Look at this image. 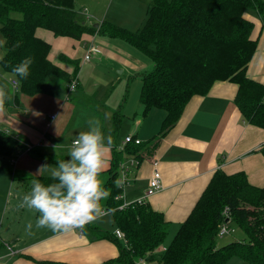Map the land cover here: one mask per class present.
<instances>
[{
	"label": "trees",
	"instance_id": "1",
	"mask_svg": "<svg viewBox=\"0 0 264 264\" xmlns=\"http://www.w3.org/2000/svg\"><path fill=\"white\" fill-rule=\"evenodd\" d=\"M74 1L0 0V34L7 39V54L0 61L1 67L13 75L12 68L22 59H33L27 79L13 75L20 80L19 91L35 94L47 84L49 76L67 87L75 79L47 58L50 44L35 35L37 27L74 38L99 31L124 39L150 58L152 67L139 74V101L142 114L152 107L164 110L159 135L175 124L192 96L204 95L216 80L236 83L233 102L241 116L264 128V82L246 72L257 38L251 36L254 22L245 16L248 9L254 10L262 30L264 0H151L146 18L136 30L104 20L87 26L76 18ZM59 57L74 64L75 75L77 60L62 54ZM122 119L120 104L112 116L110 136H115ZM141 146L129 142L124 149L139 156ZM25 148L0 128V156L10 157ZM37 156L54 163L69 159V155L39 151ZM119 161L114 156L106 169L103 186L111 194L102 204L111 209L114 228L124 232L126 241L95 224L87 225L96 237L110 239L118 246L116 257L97 264H135L139 256L163 264H224L231 256L264 264V184L249 183L243 171L225 173L216 169L169 243L158 250L167 235L169 221L146 202L119 207L123 203L121 187L115 184ZM35 180L45 185L54 182L50 175H39ZM225 220L230 225L237 223L243 236L218 245L216 233ZM38 263L70 264L53 260Z\"/></svg>",
	"mask_w": 264,
	"mask_h": 264
},
{
	"label": "crops",
	"instance_id": "2",
	"mask_svg": "<svg viewBox=\"0 0 264 264\" xmlns=\"http://www.w3.org/2000/svg\"><path fill=\"white\" fill-rule=\"evenodd\" d=\"M74 5L78 10L84 7L78 0L74 1ZM245 16L254 22L251 36L257 38V47L246 72L250 77L264 82V28L260 30L258 17L247 13ZM35 35L50 44L47 58L75 78L76 87L66 97L67 84L49 76L41 91L29 95L13 88V75L4 71L0 65V84L6 83L12 94V100L6 103L5 111L0 113V128L26 145L25 149L16 154L14 166L3 184L7 180L22 182L24 185L19 186L22 194L30 191L36 176H49L50 172L37 173L38 169L43 164L55 167L57 163L43 160L37 156V151L68 155L77 134L88 128V120L79 115V112H91L93 118L100 121L105 137L112 139L106 169L114 156L120 161L129 157L138 160L128 172L127 182L122 187L123 201L130 202L144 195L153 168L150 156L155 155L163 187L146 197L145 202L161 211L169 221L167 239H164V244L163 241L159 245L158 250L169 243L216 169L225 173L243 171L249 183L257 186L264 184V128L247 122L241 116L233 102L236 83L228 80L214 81L204 95L192 96L175 124L159 135L164 110L152 107L146 114H142V105L138 99L139 104L131 111V116H124L127 96L125 83L123 87L119 86V80L115 77L113 80L106 79L103 86L98 87L94 78L78 76L81 63L93 56H101L100 48L94 45V33H83L79 38H74L55 35L50 29L37 27ZM100 42L107 43L100 40L98 44ZM90 47L98 50L90 51L89 58L84 59V54ZM60 54L77 60L78 70L75 75L74 64L60 59ZM141 65L136 74L146 71L141 70ZM121 71L120 69L119 72ZM124 94L125 99L122 100ZM120 104L123 119L112 137L109 134L112 116ZM127 134L140 139L142 146L139 156L119 148ZM2 162L0 159V170L4 172L6 164ZM106 169L100 175L103 181ZM16 208L13 209L14 213ZM20 212L16 218L10 216L7 219L9 234L6 235L4 248H0V261L8 258L6 264H39L38 261L41 260L97 264L118 255L115 242L96 237L87 225L82 233H78V230L54 233L47 228L35 227L38 212L26 207H21ZM29 222L33 224L30 232L26 230ZM92 224L113 233L114 226L108 229L99 222ZM224 264H246V261L232 256Z\"/></svg>",
	"mask_w": 264,
	"mask_h": 264
},
{
	"label": "clouds",
	"instance_id": "3",
	"mask_svg": "<svg viewBox=\"0 0 264 264\" xmlns=\"http://www.w3.org/2000/svg\"><path fill=\"white\" fill-rule=\"evenodd\" d=\"M6 43V38H0V49H3L0 61L7 54ZM32 63L31 57H25L12 68L13 75L20 80L27 79ZM20 80L16 81L17 85ZM11 100L8 85L0 84V113ZM87 124V130L79 132L72 141L69 159L59 161L55 167L43 164L38 169L37 173L50 172L54 182L45 185L34 180L30 191L22 196L19 207L39 213L35 221L37 229L47 228L54 233L83 231L86 225L101 221L111 211L102 204L111 193L103 186L100 175L107 167L112 139L105 137L98 119H90ZM115 184L123 187L124 180H117ZM32 228L29 222L26 230L30 232Z\"/></svg>",
	"mask_w": 264,
	"mask_h": 264
},
{
	"label": "rangeland",
	"instance_id": "4",
	"mask_svg": "<svg viewBox=\"0 0 264 264\" xmlns=\"http://www.w3.org/2000/svg\"><path fill=\"white\" fill-rule=\"evenodd\" d=\"M78 2L83 4L84 7L78 10L76 17L79 21H83L85 25L96 26L104 20L120 25L128 30H136L138 26L143 23L147 15V8L151 4V0H102L101 2L99 0H78ZM246 13L250 16L258 17L256 12L252 9H248ZM94 36V45L100 48L99 51H101V56H93L90 60H85V62L81 63L78 76L82 78H94L98 87L103 86L106 79L112 78L113 80L115 77L119 80V86L123 87L125 83L127 96L124 116H131L136 105L138 106L139 104H137V101L139 99L141 78L139 74H136L139 71L137 68L142 64L141 70H149L152 67V62L148 56L122 38L108 36L99 31L95 32ZM0 37L2 38L1 35ZM100 40L107 43L100 42L103 44L102 47L101 44H98ZM139 62L142 63L139 65ZM120 69L122 70L121 72H119ZM140 111H142V107ZM78 114L84 117L85 120L93 118L91 112H79ZM16 156L17 155H12L10 157L0 156V159L3 161L2 163L6 164L4 172L0 170V248L2 249L7 241L6 235L9 234L6 226L7 219L10 218V216L16 218V216L20 215L19 212L21 211V207L18 205H20L22 196L28 192L24 191L21 194L19 186L24 184L17 180L12 182L7 180V183L3 184V180L6 176L8 177L11 168L14 166L13 160ZM16 206H18V208H16ZM14 208H16V213H14ZM98 222L108 229L114 226L109 213ZM231 228L233 229L231 233L217 236L218 245L225 244L230 240H235L243 236V231L237 223L233 222ZM7 262L8 258H5L0 261V264H6ZM246 264H248V262H246Z\"/></svg>",
	"mask_w": 264,
	"mask_h": 264
},
{
	"label": "built area",
	"instance_id": "5",
	"mask_svg": "<svg viewBox=\"0 0 264 264\" xmlns=\"http://www.w3.org/2000/svg\"><path fill=\"white\" fill-rule=\"evenodd\" d=\"M97 50L98 49L95 47H90L88 49V51L84 54V59L89 58V52L90 51H97ZM16 81L17 80L15 78L11 80L12 86L15 90L18 89V85L16 84ZM75 83H76L75 79H73L69 83L67 90H66V97H68L69 93L75 89V87H76ZM51 116H53V115H51ZM129 142L134 143V144L141 143L139 138L133 137L132 135L127 134L124 137V140L122 143L125 144V143H129ZM123 144H122V146H119L120 149H124ZM137 162H138V160L135 157H129L127 160L119 161V163H118V167H119L118 180L123 179L124 184H125L127 182L128 172L131 170L132 166L137 164ZM150 163L152 164L153 168H152L150 175L148 177V183H147V187L144 191V195H142V196H140V197H138V198H136L130 202L123 201V203L120 204L119 207H122L124 205L129 204V203H138V204L144 203L146 200V197L151 196L152 194L159 191L163 187L162 177H161V173H160L159 169L157 168V160H156L155 155L150 156ZM121 190H122V187H121ZM120 195L122 197V193ZM223 213H224V216L227 217L226 209L223 210ZM232 230L233 229L231 228V225L229 224V222L227 220H225L219 224L218 231H217L216 235L221 236L225 233H231ZM82 232L83 231L78 230V233H82ZM113 234L118 239H121L123 242L126 241L124 232L121 229L115 227L113 229ZM135 264H163V263L158 262L157 260H154V259H150L147 256H139L135 259Z\"/></svg>",
	"mask_w": 264,
	"mask_h": 264
}]
</instances>
